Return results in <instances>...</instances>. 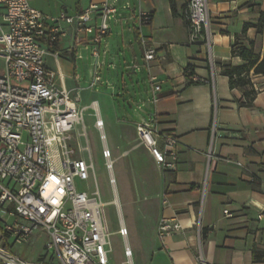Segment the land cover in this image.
I'll return each instance as SVG.
<instances>
[{
    "label": "crops",
    "instance_id": "0c3cea01",
    "mask_svg": "<svg viewBox=\"0 0 264 264\" xmlns=\"http://www.w3.org/2000/svg\"><path fill=\"white\" fill-rule=\"evenodd\" d=\"M28 1L51 16L63 11L75 16L91 3L105 0ZM107 1L116 12L108 21L110 31L104 39L94 42L93 34L77 32L74 24L62 21L58 41L46 43L51 52L57 53L56 57H46V65L62 74V79H57L59 85L78 91L79 106L86 108L84 115L90 111L95 128L93 102H97L105 127L107 122H114L119 128L122 155L135 168L141 194L147 264H264V75L252 78L258 89L253 104L242 105L243 89L230 88L229 77L222 72L224 64L244 63L233 55L236 40L248 46L254 41L256 52L263 54L264 34L258 32L256 24L264 11V0H209L210 33L206 43L190 41L184 18L189 0H137L134 5L125 0ZM141 12H151L152 20L140 23ZM100 21L95 13L90 24ZM130 21L134 22L132 27ZM245 23L252 26L242 37ZM141 34L157 49V59L150 62V68ZM161 56L166 59L161 60ZM188 66L204 81L188 82L184 74ZM144 67L148 70L147 101L152 110L148 118L135 123L113 96H125L124 101L130 102L128 96L133 97L134 87L130 85L129 95H124L121 75L126 70L131 77L134 68L138 72ZM151 74L161 85L156 103L151 100ZM146 119L178 137L176 171L160 172L138 131V125ZM164 197L169 202L166 207L162 204ZM162 215L177 219L182 230L160 237L158 222ZM0 218L8 223L17 219L12 206L0 207ZM38 230L42 229L23 244L32 241ZM1 242L30 259L14 250L12 235H2ZM30 260L59 264L56 256L46 253Z\"/></svg>",
    "mask_w": 264,
    "mask_h": 264
},
{
    "label": "built area",
    "instance_id": "2783aa9c",
    "mask_svg": "<svg viewBox=\"0 0 264 264\" xmlns=\"http://www.w3.org/2000/svg\"><path fill=\"white\" fill-rule=\"evenodd\" d=\"M208 3L209 0L187 2L184 18L193 43L208 42ZM115 12L116 8L107 0L91 3L75 16L65 11L59 16L45 14L28 0H0V207L12 206L17 217L13 223L0 218V264H52L26 259L1 242L2 235L10 234L15 243H24L37 229L48 234L45 253L56 256L59 264H110L111 233L105 229L102 216L105 203L98 190L89 195L77 189V180L86 181L92 174L95 177L86 108L79 106L78 91L74 93L59 85L57 79H62V74L46 65L48 55L57 56L46 43L58 40L62 21L74 24L77 32L93 34L94 42H101L110 31L108 21ZM95 13L101 21L91 25ZM152 15L141 12L140 23L150 22ZM140 43L149 66L157 59V49L143 34ZM184 74L188 82L204 81L190 69ZM150 79L154 85L151 100L156 103L161 85L155 75L151 74ZM91 106L119 206L114 158L107 144L105 123L97 102ZM138 131L161 170L176 171L178 137L147 119L138 125ZM85 152L89 159L84 157ZM162 204L169 205L166 197ZM225 213L231 215L228 210ZM262 217L263 214L259 216ZM178 230H182V225L177 219L160 217V237ZM118 233L124 239L127 264H134L129 229L123 220Z\"/></svg>",
    "mask_w": 264,
    "mask_h": 264
},
{
    "label": "rangeland",
    "instance_id": "374dc122",
    "mask_svg": "<svg viewBox=\"0 0 264 264\" xmlns=\"http://www.w3.org/2000/svg\"><path fill=\"white\" fill-rule=\"evenodd\" d=\"M134 5L137 0H125ZM131 27L133 21H130ZM137 25V24H136ZM138 26V25H137ZM134 87L133 97L128 96V87ZM120 89L124 95L129 97L130 102H125V96H113V99L120 104L126 117L135 123L141 122L142 118H148L152 110V105L147 101L149 96L150 82L148 79V70L143 68L137 73H133L130 77L125 70L121 75ZM90 111L86 112L85 122L91 140V149L93 152L95 177L93 174L91 178L86 181L77 180V189L80 191H87L92 195L95 191H99L105 206L102 210L103 221L105 229L111 233V249L109 252L110 264H127L124 255V239L119 235L121 221L123 220L130 231L129 243L134 251L135 264H147L148 249L146 245V238L143 231V212L140 207L141 194L139 193L138 184L136 180V172L130 160L122 155L124 150L121 133L114 122L106 123V133L108 143L114 151V165L113 174L116 178V189L118 192L119 206L115 202L116 194L112 183L110 182V171L106 166V160L102 155V142L99 138V132L93 126L88 115ZM82 144H85L82 141ZM84 157L89 159L87 152ZM60 168L59 163L55 164ZM160 172L163 171L160 169ZM28 244L16 243L14 250L30 259H37L41 253H45V245L47 235L42 230H38L31 238ZM57 263V262H56ZM55 264V263H54Z\"/></svg>",
    "mask_w": 264,
    "mask_h": 264
},
{
    "label": "trees",
    "instance_id": "16d2710c",
    "mask_svg": "<svg viewBox=\"0 0 264 264\" xmlns=\"http://www.w3.org/2000/svg\"><path fill=\"white\" fill-rule=\"evenodd\" d=\"M252 25L245 23L241 36L244 37L248 29ZM257 30L260 34H264V11L260 13L259 20L256 24ZM58 41V40H57ZM55 42L48 41L49 44H55ZM255 42L250 41L249 46L244 45L236 40L233 49V55L240 57L243 64H224L222 66V72L229 77L230 88H241L243 89V97L241 99L242 105H252L255 97L257 96L258 89L253 82L254 75H264V50L263 54L256 52ZM190 69L192 74L194 73L191 66L186 67L185 71ZM261 256H256V259Z\"/></svg>",
    "mask_w": 264,
    "mask_h": 264
},
{
    "label": "water",
    "instance_id": "95a60500",
    "mask_svg": "<svg viewBox=\"0 0 264 264\" xmlns=\"http://www.w3.org/2000/svg\"><path fill=\"white\" fill-rule=\"evenodd\" d=\"M133 73H137V70H136V68H134V69H133Z\"/></svg>",
    "mask_w": 264,
    "mask_h": 264
}]
</instances>
